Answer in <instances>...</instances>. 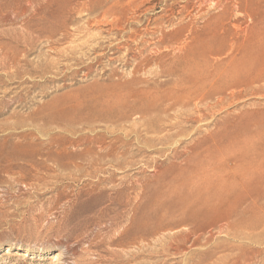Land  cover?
Wrapping results in <instances>:
<instances>
[{"label": "rangeland", "instance_id": "obj_1", "mask_svg": "<svg viewBox=\"0 0 264 264\" xmlns=\"http://www.w3.org/2000/svg\"><path fill=\"white\" fill-rule=\"evenodd\" d=\"M64 1L24 0L25 18L11 14L9 24L0 28V42L5 43L0 48V264H194L203 252L211 251L214 259L233 254L220 264H264L263 228L254 231L261 242L251 244L255 248L249 256L237 257L238 251H233L244 240L233 241L218 232L205 245H187L183 254L166 251L162 239L183 226L140 242L145 226L161 223L168 228L176 220L164 210L156 223L161 203L175 199L176 194L169 200L157 196L172 176V165L184 164L199 143L223 128L239 129L245 136L264 127V0H110L128 9L122 21L72 10L65 40L50 32L52 27L37 25L43 13L40 9L55 12ZM25 19L43 32L27 39ZM78 27L87 30L89 43L73 54L67 47L78 38ZM180 29L181 48L193 44L197 34L208 36L198 57L209 80L203 89L208 98L199 106L201 121L184 119L181 133L163 126L170 140L162 144L156 134L140 127H136L139 134L130 133L139 122L137 115L120 127L101 121L86 123L87 128L79 125L82 114L88 113L84 123L94 115L95 104L104 103L103 96L117 95L121 86L128 85L142 57L149 62L139 77L167 88L169 78L156 76L154 72L160 69L155 61L182 53L178 46L167 48L168 42L155 43L163 33ZM211 30L216 31L214 37L209 36ZM97 42L101 47L95 51ZM191 105L194 108V101ZM86 106L89 111L84 110ZM61 113L80 121L75 123L71 117L66 131L62 124L70 122ZM71 127L80 131L71 132ZM94 128L107 145L115 142L119 154L117 158L105 156L99 166L89 159L92 153L87 154V145L72 142L95 134ZM105 143L103 148L93 147L95 154H106ZM244 153L227 154L217 168L234 171L235 165L248 159ZM140 226L143 231L133 234ZM134 238L139 241L130 247Z\"/></svg>", "mask_w": 264, "mask_h": 264}, {"label": "bare ground", "instance_id": "obj_2", "mask_svg": "<svg viewBox=\"0 0 264 264\" xmlns=\"http://www.w3.org/2000/svg\"><path fill=\"white\" fill-rule=\"evenodd\" d=\"M61 5L62 6H60L55 12H52V10H49V8L40 9V12L43 13L40 17V23L37 25H43L47 28L52 27L50 29V32L56 34L58 33L59 36L64 37V40L68 38V14H70V11L72 10L87 12L88 15L103 14L105 17L113 16L114 18L117 17L120 21L123 20L126 11L128 10L127 8L119 6L118 3H110V0H86L85 3H74L73 0H65L64 5ZM26 7L24 6V0H0V28L9 24V22L12 20L11 14H16L22 17L27 15L26 13L28 8ZM129 7L131 8V4ZM29 22V19H25L23 23V31L27 35V37L23 36L24 38H30L31 36H33V34H36L37 31L41 33L43 32V30H40L41 28H35L33 27L35 26V24ZM212 30L211 32H209V36L214 37L216 35V31ZM86 31L87 30L79 27L76 28V35L78 38L71 39L69 41L70 45L68 44L69 47H67V50L71 51H69L70 53H79L81 49H83V46L89 43V40L85 39L88 34H86ZM2 32L3 31L0 29L1 34ZM41 33L38 34L39 37H37V39L42 37ZM72 35L76 36L75 34H72L70 32V36ZM207 37L204 35L201 36V34H197L195 37H193V44H191V42L188 44V46L186 45L181 48L183 42V29L173 34L163 33L162 39L159 38V40L154 43L159 46L162 43L168 42L169 44H165L167 48H175L176 46H178V49L180 48L182 53L180 54V56H177L176 58L170 60H162V57H160L157 61H155V65L160 69V72L154 73L157 77H168L169 79L166 80V85L168 87L163 88L159 85H154L147 79V77H139L138 74L143 71V69L149 62L148 58L142 57L140 61L136 60L137 63L133 68V73L135 74V76L133 75V79L128 82L127 86H125V84L123 85L124 87H126V90H124L125 92H123V94L121 92V94L119 95V92L124 88L121 86L122 89H119L120 91L116 93L117 95L110 96L112 94L111 93L106 95V97L103 96L104 99L102 101L104 103L102 102V104L100 101L102 105H99V107H97V103L99 102L96 101L97 103L95 102L96 108H94V112H92L93 110H91L92 115L93 113L94 115H91V118L88 117L89 120L87 119L88 121L83 123V118L88 113H86L85 115L82 114V121L79 122L81 124H79L78 122L77 123L79 125H82L83 127H86V123L91 124L96 121H101L107 122V124L110 123L109 125L112 124V126L114 124V126L120 127L124 126L126 122L130 121V119H132L134 115H137V117L139 118V122L138 124L136 123L135 126L131 127V130L129 129L130 133L136 134L137 132V134H139L137 128L140 127V131L143 130L148 134H156L159 143L162 144L170 140L169 133L164 132L163 126H169L172 129H178V132L181 133L182 130L180 128L184 119H188L190 121H201L203 119V114L200 112L199 106L201 103H203L204 99L208 98V95H205L203 93V89L205 88V85L209 80L204 78L202 65L198 57H201V55H203L204 48L206 47ZM23 40L24 39H22V41ZM58 41H60L59 37ZM147 41L145 39V41L143 40V43L146 44ZM4 44L5 43L3 41L0 42V48L2 46H5ZM93 47L96 51L101 47V44L97 42L95 45L93 44ZM63 52L64 51L62 50L61 53ZM212 75L213 74H211V76ZM213 84L214 81H211L210 85ZM214 90H216L215 86L213 87V91ZM115 91L116 90H114L113 93H115ZM193 101L195 103L194 108L190 107L192 106L191 104H193ZM93 107H91V109H93ZM84 110L89 111L90 108H87L86 106V109ZM72 112L77 113L73 110ZM72 112H70V114ZM84 112L85 111H83V113ZM91 112H89V116ZM65 113H67V111ZM77 114L79 115V113ZM63 115L65 114H62V116ZM67 116L63 117L65 119L68 118L66 121H69L72 116ZM57 117L58 116L55 117L56 121L58 120ZM61 117L59 115V118ZM74 117H72L73 120ZM78 119L75 120L77 121ZM75 120L74 122L76 123ZM67 124H62L65 129L67 126L70 128L71 122L70 125L69 123ZM88 126L90 127V125ZM75 127L79 128L80 126ZM77 128L75 129L71 127L70 131L78 133L80 130ZM92 128L93 127H91V129ZM223 129L224 130L215 132L213 135L211 134V139H204L203 142L199 143L195 147L193 155L188 159H185L184 164L172 165V167L170 166L172 169V176L169 180L161 185V187L157 191V196L160 199L169 200V197L174 194L176 195L175 199H171L172 201L161 203V207L159 208V210L161 209L160 213H157L158 210L156 212L157 214H159L156 223L160 221V216L164 210H167L165 213L175 218L176 220L172 222L171 226H169L168 228H164L165 225L161 223L151 228L148 227L149 225L147 227L145 226L143 228L144 232H142L143 236L142 238L140 237L141 243L146 242V240L150 237H156V235H166L164 234L165 229L172 230L180 226L184 227L183 230H177V232H173L172 234L165 236V238L163 239L161 238L162 240L166 241V243L163 245L166 251L173 250V252L176 254H183L185 253V248L187 245H205L211 240L212 237H214L213 235L215 232L225 234L229 236L233 241H245V244L237 245L233 250L238 251L236 254L237 257H239L240 255H251L250 251L255 248L251 247V244L261 242L258 235L254 231L259 228L264 229V127H261V129L259 130L256 129L257 131H255V129H252L253 131H255L252 133L246 131L249 134L244 133L245 136L239 133V129L237 131H227L230 130L227 128ZM91 131H94L95 134L92 133L93 135L82 137L80 136L81 133H79L80 137L78 136L79 138L72 142L77 146H88L87 151L89 152H87V154L92 153V158H88L92 159L91 161H93V164L99 163V161L101 159L103 160L107 155L109 157L113 156L115 158L119 156L118 152L115 150L116 148H114L115 142L107 145L105 143V137L101 134L100 130L96 131L94 128V130ZM104 143L107 146H105L107 148H105L107 150L106 154H95L94 151L96 149L93 150V147H102ZM235 151H243V153L245 152L246 154H249L246 162H243V160L238 165H235L234 171H219V168H217V164L224 162L223 159L225 157H228L226 155ZM103 153H105V151H103ZM143 229L142 226H140L138 228V231L137 227L132 231L133 234H135L140 230L143 231ZM137 240L138 238H134L133 241H130L129 246L131 247L134 244L138 243ZM230 255L233 254H223L222 256L216 257L214 259L215 252H203L199 256L200 259L194 264H204L203 261L205 260L210 261L209 264L226 263L228 262V257ZM218 258L219 261H217Z\"/></svg>", "mask_w": 264, "mask_h": 264}]
</instances>
